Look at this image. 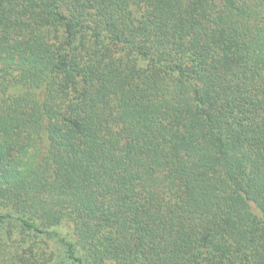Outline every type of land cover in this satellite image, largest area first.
I'll use <instances>...</instances> for the list:
<instances>
[{
    "label": "trees",
    "instance_id": "obj_1",
    "mask_svg": "<svg viewBox=\"0 0 264 264\" xmlns=\"http://www.w3.org/2000/svg\"><path fill=\"white\" fill-rule=\"evenodd\" d=\"M0 264H264V0H0Z\"/></svg>",
    "mask_w": 264,
    "mask_h": 264
}]
</instances>
